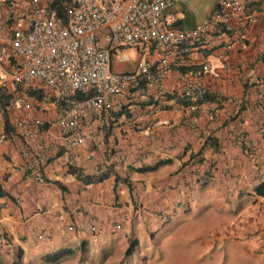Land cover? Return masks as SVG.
Masks as SVG:
<instances>
[{
  "label": "crops",
  "instance_id": "1",
  "mask_svg": "<svg viewBox=\"0 0 264 264\" xmlns=\"http://www.w3.org/2000/svg\"><path fill=\"white\" fill-rule=\"evenodd\" d=\"M257 1L260 5L254 4L257 7L245 24L229 23V28L224 26L209 36L208 43L190 45L184 58L177 61L176 68L186 72L201 63L210 64L203 82L207 89L226 97L220 107L203 103L197 114H192L175 103L174 97L166 102L161 99L162 106L152 113L133 103L137 112L132 123L122 116L114 120L109 112L98 115L83 109L79 115L85 139L78 146L70 145L54 121L56 100L44 98L32 110L9 106L7 118L15 127L7 137L1 134L4 116L0 110V186L8 193L0 196L1 263L10 264L12 259L16 261L12 264L31 263L29 253L44 263L43 255L57 247L85 245L86 249L92 243L101 248L118 241L120 235L125 240L138 237L146 231L142 215L152 223L160 217L164 222L171 220L170 212L177 209L173 204L170 207L171 196H184L188 203L202 192L217 189L230 203L239 200L252 206V213L246 210L251 220L241 235L252 247L254 264H264V197L254 193V187L264 180V140L259 129L264 122V103L255 104L256 89L264 92V62L258 61L264 46V0ZM172 71L161 88L174 95L181 87L177 70ZM254 81V86L244 87ZM147 95L126 91L115 99L113 109ZM50 96L49 92L47 98ZM28 100L32 98L28 96ZM32 118L54 122L34 133ZM27 129L32 130L31 136L24 134ZM212 136L222 145L219 152H213ZM246 145L251 147L248 152L243 149ZM37 153L43 174L40 179L26 169ZM163 159L169 162L155 170L135 171ZM212 166V179L204 184L202 177ZM72 167L89 175L110 168L127 178L130 186L116 183L114 174L85 183L70 171ZM168 181L176 188L173 195H168L172 185ZM158 191L161 201L144 202L145 194ZM116 224L122 231L116 230ZM93 227L99 232L92 231Z\"/></svg>",
  "mask_w": 264,
  "mask_h": 264
},
{
  "label": "built area",
  "instance_id": "2",
  "mask_svg": "<svg viewBox=\"0 0 264 264\" xmlns=\"http://www.w3.org/2000/svg\"><path fill=\"white\" fill-rule=\"evenodd\" d=\"M52 1L0 0V87L45 88L55 98L87 93L56 120L72 146L85 139L80 111L107 114L115 99L140 78L151 92L161 94L163 81L176 69L182 95L190 100L185 108L195 110L211 66L201 63L186 72L176 68L178 59L196 41L208 43L216 23L240 25L250 17L242 0H215L212 21L180 28L176 0H63L58 8H52ZM126 47H137L135 67L115 70L114 63L128 61ZM11 106L29 110L31 103L20 92ZM24 134L31 136L32 130Z\"/></svg>",
  "mask_w": 264,
  "mask_h": 264
},
{
  "label": "rangeland",
  "instance_id": "3",
  "mask_svg": "<svg viewBox=\"0 0 264 264\" xmlns=\"http://www.w3.org/2000/svg\"><path fill=\"white\" fill-rule=\"evenodd\" d=\"M214 6L215 0H176L174 10L178 16H182V10H186L185 25L191 27L205 22ZM123 52L128 56V61L114 63L115 70L135 67L139 56L137 47H126ZM169 188L168 195H173L176 188L173 184ZM219 192L217 189L212 193L202 192L188 203L184 196H171L173 202L170 207L173 204L177 209L171 211L170 208L173 214L170 221L164 222L160 217L152 223L147 221L151 218L142 215L140 218L146 231L136 236L138 245L129 254H126L129 241L120 238V235L118 241L101 248L94 247L92 243L86 249L81 245L72 246V256L49 264H254L252 247L248 245V239L241 235L247 230L245 223L251 220L247 219L249 213L246 210L250 209L252 213L253 208L239 203V200L230 203L222 199ZM161 194L160 191L145 194L144 202L161 201ZM249 241L253 242V239ZM28 255L31 263L21 264H47L39 261V257L33 253ZM13 262H16L15 259L10 264Z\"/></svg>",
  "mask_w": 264,
  "mask_h": 264
},
{
  "label": "trees",
  "instance_id": "4",
  "mask_svg": "<svg viewBox=\"0 0 264 264\" xmlns=\"http://www.w3.org/2000/svg\"><path fill=\"white\" fill-rule=\"evenodd\" d=\"M63 0H53L51 3L52 8H58V5L61 3L62 4ZM260 5V1L254 0L253 2H249L247 3V6L249 7L248 12L252 11L253 9H256V7L254 6V4ZM183 12V17L180 18L177 22V26H179L180 28H189L186 27L185 25V21L187 19L186 17V10H182ZM215 13V6L213 7V9L211 10L210 16L207 18V20L205 22H202L201 24H206V22H210L213 20V15ZM251 13V12H250ZM224 26L225 23H216L214 26L213 31H210V35L212 34L215 35L220 29L224 30ZM203 43L202 39L199 41H196L192 46H198L201 45ZM258 61H260L261 63L264 62V46H263V50L259 56ZM197 68V67H194ZM185 71V70H184ZM257 82H250V83H246L244 85V87L246 89H248L249 87H252L256 84ZM260 84V83H259ZM149 88L148 85L145 83L144 79H139L138 82L136 84H132L129 86L128 88V92L134 93L136 91H139L141 94H149L146 96L145 99L143 100H136L133 101L131 103H128L127 105L122 106V108H120L119 110H114L113 107L115 104L112 105V107L109 110V116H114V120H118V118H120L121 116L123 117V119L130 121L131 123L134 121L136 115L135 113L137 112V110L132 109V106L134 105L133 103H135L137 106L136 108H139V110H151L152 113H155L156 109L158 106H162L161 104V99L162 101H170V99H174V97L176 99H174V102L176 103H180L181 105H187L190 103V100L185 98L182 95V91L179 92H175L176 94L171 95L169 92H162L161 94H153L154 92H148ZM150 91V90H149ZM256 91L258 92L256 95H258L257 98H255V104H259L262 105L264 103V92H262L261 90L259 91V89H256ZM20 92H24L27 96L31 97L32 100H30L31 103V110L34 108V104L39 103L40 100L42 99H49L52 101L56 100V112L57 115L56 120H58L61 116L62 113L67 109L70 108L72 106L73 103L75 102H81L82 100H84L87 97V93L85 92H80V91H76L74 92L72 95L67 96V97H59V98H55L53 96L48 97V93L49 91H47L45 88H40V89H21V87L17 86V85H11L6 88V87H0V110L2 112V115L4 116V125H3V132L1 133L4 136H11L12 133H14V127L13 124L10 123L9 119L7 118V112L9 111L11 106V99L12 97L16 94V93H20ZM51 93V92H50ZM52 94V93H51ZM132 97V95H131ZM226 100V97H223L221 95L216 94L215 92L207 89H205V93L203 95V97L201 99H199L197 101V108L192 111V114H197V110L199 105L203 104V103H214L217 105V107H220L222 104V101ZM54 104V105H55ZM168 105H165V108ZM245 106V105H244ZM242 106V108L244 107ZM9 107V108H8ZM29 109V110H30ZM215 109V107H214ZM214 109H212V112H214ZM231 117H228L227 120H230ZM54 120V121H56ZM226 120V122H227ZM36 119H31V124L33 123L34 127L36 128L34 131V133H38L40 130L47 128L49 125H51L54 121L45 119L43 121L42 124H38ZM59 129L60 126L58 125ZM259 129L261 132V137L264 140V122L259 125ZM212 139L211 141V145L213 148V152H219L221 150V143L216 140L213 136L210 138ZM247 146V145H246ZM244 146L243 149L247 151L250 150V148L247 146ZM253 149V148H252ZM251 149V150H252ZM247 151V152H248ZM40 154L37 153L35 155V159L32 161L31 164L26 166V169L30 171V173L32 172V176L33 178H42L43 174L41 171V160L40 158ZM262 161L264 162V158L262 159ZM169 162L168 159H163V160H159L158 162L154 163L153 165H148V166H142V167H137L135 168V171H139V172H146V171H152L157 169L159 166H161L162 164H165ZM214 166L210 167L208 169V172L206 171V173H204L203 175V183H207L209 180L212 179V175L210 174L212 172ZM70 171L80 180L84 181L85 183H94V182H98V181H102L108 177H110L112 174H114L115 176V182H125L127 183L128 186H130V183L128 181L127 178H122L120 174H118L116 171H111L110 168L108 169H103L100 168L98 169V172L96 173V175H89V174H84L80 169L76 168V167H72L70 169ZM112 172V173H111ZM57 183L59 186H63L61 183L55 182ZM254 193L257 196H261L264 197V180L260 181L255 187H254ZM8 194L6 191H4L2 189V187L0 186V196L6 195ZM138 241L137 240H132L129 243V247L126 250V254L131 253L132 251H134L135 246H137ZM74 254V249L72 248H68V247H64V248H60L57 251L54 252H49L46 253L45 255H43L42 260L44 263H59L62 260H64L65 258H68L70 256H72Z\"/></svg>",
  "mask_w": 264,
  "mask_h": 264
},
{
  "label": "clouds",
  "instance_id": "5",
  "mask_svg": "<svg viewBox=\"0 0 264 264\" xmlns=\"http://www.w3.org/2000/svg\"><path fill=\"white\" fill-rule=\"evenodd\" d=\"M184 107H185V105H184ZM194 111V110H193ZM190 112H192V111H190ZM116 230L117 231H119V230H121L122 231V226L120 225V224H116ZM92 231H94V232H99V230L96 228V227H93L92 228ZM132 240H137L138 241V239H137V237H135V238H132V236L128 239V241H129V243L132 241ZM95 241V240H94ZM138 245V244H137ZM136 247L137 246H135V249H136ZM83 249H85V245H84V247H83ZM134 249V250H135Z\"/></svg>",
  "mask_w": 264,
  "mask_h": 264
}]
</instances>
